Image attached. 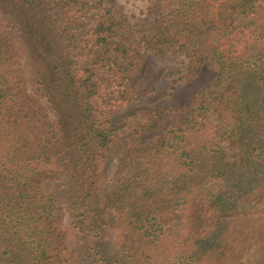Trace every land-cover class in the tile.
I'll return each mask as SVG.
<instances>
[{
    "label": "trees",
    "instance_id": "trees-1",
    "mask_svg": "<svg viewBox=\"0 0 264 264\" xmlns=\"http://www.w3.org/2000/svg\"><path fill=\"white\" fill-rule=\"evenodd\" d=\"M104 1L0 0V264H264V0H154L134 45ZM153 50L219 70L142 146L180 109L116 119Z\"/></svg>",
    "mask_w": 264,
    "mask_h": 264
},
{
    "label": "rangeland",
    "instance_id": "rangeland-1",
    "mask_svg": "<svg viewBox=\"0 0 264 264\" xmlns=\"http://www.w3.org/2000/svg\"><path fill=\"white\" fill-rule=\"evenodd\" d=\"M93 1L97 2L99 0ZM104 4L111 8L116 18L124 22L123 42L126 45H134L138 39L153 32L156 22V16L153 12H155V6L157 5L154 0H105ZM116 40L118 39H110L108 46H111ZM202 56L204 60L200 66V71L192 75L188 73V61L183 53L173 54L168 52L160 54L158 51L153 50L146 56L139 72L132 74L135 85L132 87L130 85L128 91L133 100L118 111L116 119L141 106L167 109L173 105L180 108L169 113L154 129L142 130L139 134L131 132L130 136L135 135L136 144L142 146L149 144L178 125L186 110L193 103L197 92L205 84L215 80L219 70L217 62L208 56L207 51H204ZM100 75L105 76V71L101 70ZM209 121L213 128L218 123L217 118L212 113ZM124 140V138L119 140L113 148L106 179L111 176L115 168L114 166L120 155V147ZM222 146L228 153H232L233 150L229 142H223ZM44 187L51 190L53 183L45 182ZM63 222L66 227L70 228L68 214L65 215ZM69 232L68 244H71L75 242L76 238L72 230H69Z\"/></svg>",
    "mask_w": 264,
    "mask_h": 264
}]
</instances>
